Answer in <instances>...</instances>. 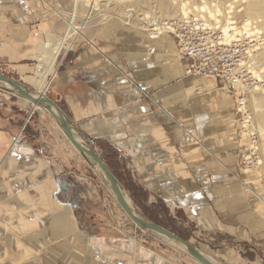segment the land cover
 Returning <instances> with one entry per match:
<instances>
[{
    "label": "crops",
    "instance_id": "1",
    "mask_svg": "<svg viewBox=\"0 0 264 264\" xmlns=\"http://www.w3.org/2000/svg\"><path fill=\"white\" fill-rule=\"evenodd\" d=\"M101 25L65 54L55 90L79 133L106 164L110 151L141 188L174 201L196 235L263 250L264 218L239 178L238 96L188 75L171 35L151 39L121 20ZM10 98L0 94V264H176L95 211L56 154L27 136L39 111L22 118Z\"/></svg>",
    "mask_w": 264,
    "mask_h": 264
},
{
    "label": "rangeland",
    "instance_id": "2",
    "mask_svg": "<svg viewBox=\"0 0 264 264\" xmlns=\"http://www.w3.org/2000/svg\"><path fill=\"white\" fill-rule=\"evenodd\" d=\"M205 2L215 4V9L219 10L217 20L221 21L220 24L235 22L238 27H244L249 22L252 25L255 24L257 30L264 34V0H106L95 5L96 12L90 15L92 16L89 17L90 19H87L90 8L82 0H41V3L36 0L29 2L0 0V75L31 89L42 90V88L32 87L28 82L31 78L38 79L37 66L41 54L38 51L39 47L48 44L50 40L60 42L66 35H70L69 40L75 38V35L70 32L71 25L82 27V36L78 38L72 49L74 50L86 44L88 34L96 33L99 28H102L103 22L121 20L125 26L129 28L136 26L138 30H141L138 26L140 17L182 19L186 17L183 13L187 11L188 13L191 11L187 16H194V10L203 7ZM184 4L186 7L182 9ZM126 18L133 19L130 23ZM208 19L212 20L210 16ZM69 40L65 43L69 44ZM49 47L58 52L59 56L55 64L57 74L55 78L49 77L52 83L45 96L61 108L60 97L55 90L59 74L64 70L66 60L63 58L68 50H59V43ZM72 50L68 52V55ZM44 52H47V49ZM256 57L260 64L259 75L262 82L258 84L257 90L252 91L253 94L248 98L245 108L241 107L242 111L246 110V115L243 116L242 111L237 112L236 115L237 130L243 144L239 178L251 196L254 209L261 218H264V49L258 52ZM0 94L12 95L10 101L16 103L15 111L20 112L22 118L26 119L29 116L32 109L30 103L26 104L22 98L1 89ZM26 128L29 139L44 141V150L48 154H56L58 165L63 166L61 169L69 175L74 184L82 186L81 196L90 197L91 207H94L97 212L107 214L111 219L108 223L124 231L128 229L129 236H132L149 253L162 255L175 261L176 264H198L187 254L178 251L172 243L159 236L145 234L132 223L114 200L113 194L105 186L101 177L83 160L48 112L39 111ZM81 136L87 141L82 134ZM106 159L107 161L111 159L108 162L112 168L110 169L116 172L133 207L145 219L147 218L144 210L153 208L161 218H167L173 231L190 239L189 241L199 250L219 264H264L263 244L252 242L248 243L249 247H244V245L238 246L231 238H207L196 235L195 226L188 218L180 214L174 201L161 202L151 190L141 188L136 174L128 172L119 158L116 157L113 160L110 151ZM87 187L90 188L88 193ZM162 208L167 211L163 212ZM255 248L260 251H255Z\"/></svg>",
    "mask_w": 264,
    "mask_h": 264
},
{
    "label": "built area",
    "instance_id": "3",
    "mask_svg": "<svg viewBox=\"0 0 264 264\" xmlns=\"http://www.w3.org/2000/svg\"><path fill=\"white\" fill-rule=\"evenodd\" d=\"M83 1L93 6L106 0ZM209 16L202 14L200 17L187 16L182 19L147 16L140 17L138 26L151 39L171 35L180 55L189 60L186 73L215 80L225 90L234 91L238 96L237 112L240 113L241 107L246 106L248 98L252 96V90L262 82L256 56L264 49V34L257 30L255 24L248 23L244 27H238L235 22L220 24V20L217 22L211 16L210 20ZM132 19L127 20L131 23ZM242 113L244 116L245 112Z\"/></svg>",
    "mask_w": 264,
    "mask_h": 264
},
{
    "label": "water",
    "instance_id": "4",
    "mask_svg": "<svg viewBox=\"0 0 264 264\" xmlns=\"http://www.w3.org/2000/svg\"><path fill=\"white\" fill-rule=\"evenodd\" d=\"M0 89L28 101L35 109L40 108L44 112L49 113L62 132L65 133V137L80 154L83 160L93 169V171L95 173L98 170L103 172V177L107 179L113 192L112 197L140 231L151 236H159L168 242H172L179 248L177 249L178 251L181 249L182 253L187 254V256L198 264H218L205 256L201 250H199L190 241H185L178 235L142 217L133 207L131 200L126 196V193L117 177L113 174L107 164L98 156L95 150H93V148L88 144V142L82 138L67 113L53 101L46 98L45 94L44 99L41 94L33 91L28 86L2 75H0ZM65 127L68 129L66 132Z\"/></svg>",
    "mask_w": 264,
    "mask_h": 264
},
{
    "label": "bare ground",
    "instance_id": "5",
    "mask_svg": "<svg viewBox=\"0 0 264 264\" xmlns=\"http://www.w3.org/2000/svg\"><path fill=\"white\" fill-rule=\"evenodd\" d=\"M83 1V0H82ZM217 1V0H216ZM84 2V1H83ZM105 2V1H104ZM96 4H99V3H96ZM95 4V5H96ZM95 5H91V6H89L90 7V12H89V15L92 13V11L94 10V6ZM203 7H199V8H196L195 10L194 9H192V10H194L195 12H194V16L196 17V16H202V14H208V15H210L211 16V18L212 19H217V15H218V13H219V10L218 9H215V11H214V13H213V10H212V8L213 7H215V4H208L207 2H205V3H203ZM186 7V5L184 4L181 8L183 9V7ZM184 7V8H185ZM93 8V9H92ZM130 12H133V11H130ZM191 12V11H190ZM189 12V13H190ZM134 13V12H133ZM188 13V11L187 12H184L183 13V15L184 16H186L187 17V14H189ZM135 14V13H134ZM87 16V15H86ZM91 17V16H90ZM89 18V16L87 17V19ZM90 19V18H89ZM217 22H218V20H216ZM249 22H247L246 24H248ZM71 31L70 32H72V34H74L75 35V38H72V40H69V38H70V35H66V37L63 39V40H61L60 42H55V40H50L49 41V43L47 44V52H44V53H41L40 54V57H39V59H38V61H39V65L37 66V77H38V79H36V78H31V79H29L28 80V82H29V84L32 86V87H34V88H42V90H34V89H32L33 91H36V92H38L39 94H41V96H42V98H44L45 99V97H44V94L46 93V91L49 89V87H50V85H51V83H52V81L49 79V77H51V78H55V76H56V74H57V70H56V68H55V64H56V60H57V57L59 56V53L58 52H56V51H53V50H51V48L49 47V46H51V45H53L54 43H59V45H60V48H59V50H63V49H66V50H68V52L70 51V50H72L73 49V47H74V45L77 43V40H78V38L79 37H81L82 36V27H73L72 25H71ZM69 32V33H70ZM69 40V44H67V43H65L66 41H68ZM64 46H66V47H64ZM259 78H260V76H259ZM254 90H257V89H254ZM253 91V90H252ZM28 102V101H27ZM31 104V103H30ZM32 105V104H31ZM32 107H33V105H32ZM242 108L244 109L245 107H244V105L242 106ZM36 111H40V112H43L44 113V111L42 110V109H40V108H34L33 107V112H36ZM245 113H246V110H245ZM247 123V122H246ZM65 132L68 130L66 127H65ZM64 133V132H63ZM65 134V133H64ZM96 173L101 177V179H102V181H103V183L105 184V186H107V188H108V190L113 194V192H112V190H111V188H110V186H109V183H108V181H107V179L105 178V177H103V172L102 171H100V170H98V171H96ZM251 191H252V189H251ZM127 196V195H126ZM128 197V196H127ZM128 199H129V197H128ZM170 243H172V242H170ZM173 244V243H172ZM173 246L175 247V248H177V249H179L175 244H173ZM180 252H181V249L179 250ZM183 251V250H182ZM202 252V251H201ZM182 253V252H181ZM203 253V252H202ZM205 256H207L205 253H203ZM208 257V256H207ZM209 258V257H208ZM209 259H211V258H209ZM217 263V262H216ZM219 264V263H218Z\"/></svg>",
    "mask_w": 264,
    "mask_h": 264
},
{
    "label": "trees",
    "instance_id": "6",
    "mask_svg": "<svg viewBox=\"0 0 264 264\" xmlns=\"http://www.w3.org/2000/svg\"><path fill=\"white\" fill-rule=\"evenodd\" d=\"M69 56V55H68ZM68 56H67V58H68ZM64 111H65V108L64 107H61ZM66 112V111H65ZM108 166H109V168H111L110 167V165L108 164ZM112 169V168H111ZM110 169V170H111ZM112 171V170H111ZM113 172V174L117 177V179L120 181V178L118 177V175L116 174V172L113 170L112 171ZM145 211V217L150 221V222H152V223H155V224H157L158 226H161V227H163V228H165V229H167V230H169L170 232H172V233H174V234H176V235H178L180 238H182L183 240H185V241H189L190 239H188V238H186L185 236H183V235H181V234H179V233H176L175 231H173L171 228H170V223H169V221L168 220H166V219H163V218H161L160 217V214L158 213V212H154V209L152 208V210H150V209H145L144 210ZM162 211L164 212V211H167V210H165V208H162Z\"/></svg>",
    "mask_w": 264,
    "mask_h": 264
}]
</instances>
